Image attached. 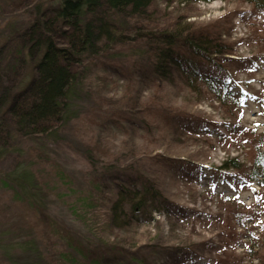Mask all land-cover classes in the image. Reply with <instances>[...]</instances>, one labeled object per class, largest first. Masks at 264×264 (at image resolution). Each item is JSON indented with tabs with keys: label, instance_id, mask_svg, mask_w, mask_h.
<instances>
[{
	"label": "rangeland",
	"instance_id": "rangeland-1",
	"mask_svg": "<svg viewBox=\"0 0 264 264\" xmlns=\"http://www.w3.org/2000/svg\"><path fill=\"white\" fill-rule=\"evenodd\" d=\"M253 6L251 0H156L149 14L161 28L115 21L116 41L79 67L84 92L77 91L76 115L60 125L59 135L22 139L20 154L0 160L1 173L22 165L31 170L39 193L26 198L0 183V264H15L19 256V264H34V246L41 256L35 264L105 257L115 264H251L243 246L249 230L259 235L264 222L262 176L221 166L233 158L251 166L250 147L230 129L264 131V12ZM30 8L23 0H0V31H15L14 43L0 42V54L12 61H24V54L15 74L24 78L37 55L27 54L28 44L21 47L24 40L33 43L26 34L35 21ZM166 21L190 34L202 31L228 52L214 55L222 73L189 54L201 64L188 84L169 57L160 61L162 45L149 36H158ZM151 52L167 70L161 81L148 63ZM146 180L159 199L147 213L144 204L134 214L136 199L126 196L120 207L126 215H117L118 190L141 188Z\"/></svg>",
	"mask_w": 264,
	"mask_h": 264
},
{
	"label": "trees",
	"instance_id": "trees-1",
	"mask_svg": "<svg viewBox=\"0 0 264 264\" xmlns=\"http://www.w3.org/2000/svg\"><path fill=\"white\" fill-rule=\"evenodd\" d=\"M184 1L189 2L190 0H181V2ZM154 2L156 0H23L24 5L34 10L35 21L26 32L29 36L30 33L33 34V43H26L24 40L23 44L21 42V47L26 50L28 44L27 54L30 55L31 52L36 51L37 55L33 58L35 60L34 70L28 79L22 77V74L15 76L18 71V62L26 60L24 54L21 55L24 61L18 59L12 61L5 56V52L2 53L5 55L0 54V160L11 152L20 154L22 139L40 137L51 139L59 135L60 125L63 126L76 115L73 106L78 99H81L77 91L84 92V79L80 75L79 67L87 57L99 55L107 44L116 41V25L118 24L116 20L129 21L127 24L136 21L135 26L140 28L145 26L143 21H146L151 31L159 28L162 25L159 17L152 16L153 13L149 14L148 7ZM251 2L255 10L264 12V0H251ZM51 3L54 4L51 5ZM10 27L8 25L5 28L9 30ZM256 28L254 32L261 30ZM159 31L161 33L158 36L156 32H151L156 36H149L154 38L157 45H162L156 50V53L158 49L160 50L157 53L158 58L160 57L162 61V57H169L178 70V75L184 76L188 84L195 80L196 68L201 64L199 61L190 62L189 54L200 57L215 71L222 73V67L214 55L228 52H223L221 48H218L219 44H213L210 36L202 34V31L190 34V28L186 29L185 25L182 28L178 22H169ZM14 32L0 31V42L14 43ZM17 34H20V31H17ZM22 37L24 39V32ZM144 38L146 34L134 39ZM136 54L139 55L140 52ZM154 55L152 52L149 53L148 63H154L155 80L161 81L167 70L161 62L154 60ZM14 61L17 62L12 63ZM215 83L217 82L209 81L213 89H215ZM16 89L17 92L14 93ZM229 131L250 147L249 155H252V159L249 165L251 166L244 163L242 165L233 158L231 163L228 160L224 161L221 167L224 169L244 168L245 170L249 168L255 180L256 175L262 176L258 182L260 186H264V131L257 132L252 128L243 130L236 126ZM22 167L25 166L22 165L9 173L0 172V183L13 184L24 197L36 199L39 193L34 191L35 177L31 170ZM142 185H144L143 182ZM118 192L119 198L113 204L112 209L117 215L122 214V216L126 215L120 208L126 196L136 199L131 208L134 214L143 208L144 204H146L147 213L151 208L149 204L159 199L156 186L149 180H146V185L141 188L130 185L119 189ZM235 225L245 229L242 222ZM259 225L261 226L260 234L250 229L248 243L243 246L246 251L244 255L250 253L249 255L253 256L251 264L254 260L264 262V222H260ZM236 238L234 237L231 241L236 242L238 240ZM18 247L21 250V246L18 245ZM32 251L36 260L35 264L39 259L41 260V256L35 250V246L32 247ZM21 257L19 256L18 260ZM18 260H14L15 264H19ZM102 263L115 264L107 257L94 260L92 264Z\"/></svg>",
	"mask_w": 264,
	"mask_h": 264
},
{
	"label": "bare ground",
	"instance_id": "bare-ground-1",
	"mask_svg": "<svg viewBox=\"0 0 264 264\" xmlns=\"http://www.w3.org/2000/svg\"><path fill=\"white\" fill-rule=\"evenodd\" d=\"M152 5H153V4H152ZM152 5H150L148 8L150 9V7H151Z\"/></svg>",
	"mask_w": 264,
	"mask_h": 264
}]
</instances>
